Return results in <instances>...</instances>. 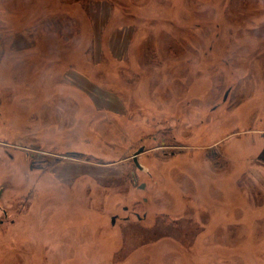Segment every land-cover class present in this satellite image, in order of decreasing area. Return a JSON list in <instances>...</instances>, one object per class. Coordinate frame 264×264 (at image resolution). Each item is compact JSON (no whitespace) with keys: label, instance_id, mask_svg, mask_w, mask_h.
<instances>
[{"label":"rangeland","instance_id":"1","mask_svg":"<svg viewBox=\"0 0 264 264\" xmlns=\"http://www.w3.org/2000/svg\"><path fill=\"white\" fill-rule=\"evenodd\" d=\"M263 15L0 0V264H264Z\"/></svg>","mask_w":264,"mask_h":264},{"label":"trees","instance_id":"2","mask_svg":"<svg viewBox=\"0 0 264 264\" xmlns=\"http://www.w3.org/2000/svg\"><path fill=\"white\" fill-rule=\"evenodd\" d=\"M79 3H81V6H82V9L86 10L87 9V3H88V0H77ZM264 16V15H263ZM257 23H259V20L257 21ZM257 25V24H256ZM231 30V29H230ZM58 35V34H56ZM62 36V35H61ZM259 38V37H258ZM49 39L52 40V35L50 36V33H47V34H44L42 39L39 40L38 44H37V47L38 48V51L36 52H31L30 54H26L24 57L25 59H28V58H31L30 62H34V60H36L37 62V59H41V58H47V56L49 55L48 53V48L45 49L44 47V40L46 41H50ZM256 42H258L259 40L257 38H255ZM54 47V46H53ZM56 48V47H54ZM58 49V48H56ZM61 49L60 53H59V56L58 58H61L60 56H62L63 58V46L62 48H59ZM25 50H20V51H17L18 53V56H16L15 54L12 53V55H10V59H6L5 61V66L8 65L10 66L11 64L14 63V65H16L18 62H20V58L19 56L21 55V53H24ZM11 52L9 51V49L6 48V52L4 53V56H8ZM58 54V53H56ZM12 58V59H11ZM62 60V59H60ZM13 86H17L16 84H12ZM11 87V86H10ZM88 160V159H87ZM162 216H165L166 218H171L170 216H168L167 214L166 215H162ZM232 226H235V225H232ZM238 227V226H237Z\"/></svg>","mask_w":264,"mask_h":264},{"label":"water","instance_id":"3","mask_svg":"<svg viewBox=\"0 0 264 264\" xmlns=\"http://www.w3.org/2000/svg\"><path fill=\"white\" fill-rule=\"evenodd\" d=\"M144 151V148L143 147H141L140 149H138L135 153H134V155H133V160H134V163H135V165L138 167V168H140L141 169V165L139 164V162H138V155L140 154V153H142ZM114 219H115V217L113 218V221H114Z\"/></svg>","mask_w":264,"mask_h":264},{"label":"crops","instance_id":"4","mask_svg":"<svg viewBox=\"0 0 264 264\" xmlns=\"http://www.w3.org/2000/svg\"><path fill=\"white\" fill-rule=\"evenodd\" d=\"M76 86H78V87L84 89L82 86H79V85H77V84H76ZM83 91H84V90H83ZM86 91L89 92V94H90L91 96H94L90 91H88V90H86Z\"/></svg>","mask_w":264,"mask_h":264}]
</instances>
